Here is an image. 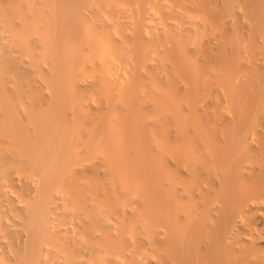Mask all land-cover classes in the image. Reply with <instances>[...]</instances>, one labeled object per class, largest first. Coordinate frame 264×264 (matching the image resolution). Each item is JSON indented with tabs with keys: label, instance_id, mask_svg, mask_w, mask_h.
<instances>
[{
	"label": "bare ground",
	"instance_id": "obj_1",
	"mask_svg": "<svg viewBox=\"0 0 264 264\" xmlns=\"http://www.w3.org/2000/svg\"><path fill=\"white\" fill-rule=\"evenodd\" d=\"M0 264H264V0H0Z\"/></svg>",
	"mask_w": 264,
	"mask_h": 264
}]
</instances>
